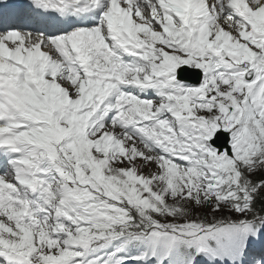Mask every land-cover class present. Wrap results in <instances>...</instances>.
<instances>
[{
	"label": "snow or ice",
	"instance_id": "1",
	"mask_svg": "<svg viewBox=\"0 0 264 264\" xmlns=\"http://www.w3.org/2000/svg\"><path fill=\"white\" fill-rule=\"evenodd\" d=\"M0 153V264H264V0H0Z\"/></svg>",
	"mask_w": 264,
	"mask_h": 264
},
{
	"label": "rangeland",
	"instance_id": "2",
	"mask_svg": "<svg viewBox=\"0 0 264 264\" xmlns=\"http://www.w3.org/2000/svg\"><path fill=\"white\" fill-rule=\"evenodd\" d=\"M154 168V166H152ZM144 174H147L148 169L145 168L143 170ZM191 208L193 210V218H200V219H206L207 222H213V220L209 219L210 217L216 216L215 213H212L211 210L209 209L208 205H205L203 207L196 206L194 204L191 205ZM225 213L229 216H234L233 213L225 211ZM227 216V217H229ZM217 218V216H216Z\"/></svg>",
	"mask_w": 264,
	"mask_h": 264
}]
</instances>
